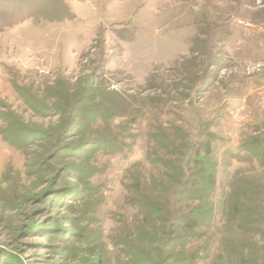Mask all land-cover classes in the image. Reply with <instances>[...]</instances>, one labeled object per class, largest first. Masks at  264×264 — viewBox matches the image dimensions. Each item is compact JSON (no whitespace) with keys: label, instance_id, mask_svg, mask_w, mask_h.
I'll use <instances>...</instances> for the list:
<instances>
[{"label":"rangeland","instance_id":"1","mask_svg":"<svg viewBox=\"0 0 264 264\" xmlns=\"http://www.w3.org/2000/svg\"><path fill=\"white\" fill-rule=\"evenodd\" d=\"M253 139L264 0H0V264H264Z\"/></svg>","mask_w":264,"mask_h":264},{"label":"trees","instance_id":"2","mask_svg":"<svg viewBox=\"0 0 264 264\" xmlns=\"http://www.w3.org/2000/svg\"><path fill=\"white\" fill-rule=\"evenodd\" d=\"M71 18L72 17L70 15L67 16V17H64V16L56 17L54 19V21L55 22H64V21L70 20ZM218 32H221V30L218 31ZM199 39H200V37H198L196 39V43L200 42ZM244 148H245V151L249 154V156H252V157H254L256 159L258 158L260 163H262L261 165L264 166V139H253L249 143H246L244 145ZM230 155L232 157L238 159L237 154L230 153ZM248 160H250V158L248 156H246L244 161H248ZM251 161H253V160H251ZM196 164H198V163H196ZM167 165L169 167L172 166L171 164H167ZM174 169L180 170V169H178V167H175ZM201 172L202 173H200L199 175H195L194 176V174H193L192 178H194V179H191L188 182V186H191V187L195 186V188L193 189L191 187H186L185 189L180 190L181 195H182L181 197H183V196L184 197H188V198H190L192 200H199V199H203L205 197V195H204L205 194V189L197 187L198 185L195 182V178H197L198 182L203 183L204 180L206 179V175H205L204 172H206L207 178H208L207 182H208L209 178H210L209 177L210 174L207 172V170L206 171H201ZM148 202H149V204L154 205L150 200ZM149 204H148V206H149ZM230 204H233L232 200H230ZM154 206L156 207V205H154ZM230 206H231V208L233 207V205H230ZM250 206H258V207H249L248 210H246V211H248L249 213H253L252 215H254V216L256 215L257 218H263V216H262L263 206L262 205H250ZM159 207H160V205H159ZM235 209L238 212L242 213V209H241L240 206L235 207ZM257 209H258V212H256ZM243 210H245V209H243ZM162 212H165L167 215L171 214L172 216L174 214V216H175V214H177L178 211H177L176 208L175 209L163 208ZM179 212H180V210H179ZM192 213H194L193 215H191L192 218L186 217V218L182 219V217L179 216L178 219H177V221H182V222H180L181 225L180 224L179 225H180L181 228H184L185 231H190V230L195 231V229L200 224V221H201L200 219L202 218L201 216L204 214L201 211V209H197V210H195V212H192ZM174 219H176V216L174 217ZM192 235H194V232L193 233L187 232L186 234H184L183 237L189 239V237L192 236Z\"/></svg>","mask_w":264,"mask_h":264}]
</instances>
